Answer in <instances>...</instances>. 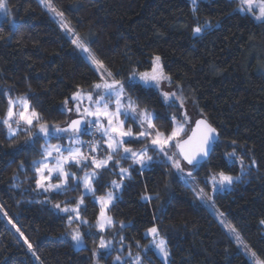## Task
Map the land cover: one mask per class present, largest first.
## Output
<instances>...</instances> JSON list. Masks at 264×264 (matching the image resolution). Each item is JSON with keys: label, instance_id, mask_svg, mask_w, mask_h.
I'll return each mask as SVG.
<instances>
[{"label": "trees", "instance_id": "trees-1", "mask_svg": "<svg viewBox=\"0 0 264 264\" xmlns=\"http://www.w3.org/2000/svg\"><path fill=\"white\" fill-rule=\"evenodd\" d=\"M54 3L92 53L125 83L133 70L151 71L154 57L161 58L172 80L170 87L182 91L193 122L203 117L217 129L218 140L194 172L195 180L204 186L210 171L219 170L240 177L214 195L215 207L264 260V22L238 11L237 0ZM7 7V14L0 10V117L6 113L9 96L27 97L43 122L63 127L77 118L73 94L91 91L99 78L38 0H7ZM206 22L212 27L194 35L193 28ZM128 94L155 113L157 128L170 131V117L179 112L156 89ZM37 131L34 127L31 137L23 132L9 137L7 128L0 125V264H130L129 259L112 262L113 257L124 258L129 252L143 264H164L148 248L144 233L152 227L167 241L168 264H249L190 187L152 151L153 163L143 170L130 160L120 161L131 178L123 181L108 210L114 227L97 231L99 209L92 195L85 196L80 206L81 217L92 227L79 221L69 226L68 217L74 214L55 205L75 207L82 187H77L76 180H69L66 192H43L37 187L33 162L42 158L45 142L43 134L36 136ZM81 137L84 143L90 138L84 132ZM59 140L53 136L49 143ZM127 146L138 150L147 144L131 140ZM233 150L237 158L230 161L226 154ZM238 158L244 161L243 171ZM67 168L77 178L91 170ZM109 168L100 170L97 196L110 191L113 180L119 181L114 174L119 167L110 164ZM121 222L125 227H120ZM77 225L84 239L79 246L70 235ZM100 237L111 241L110 253L99 251ZM94 250L101 255L94 256Z\"/></svg>", "mask_w": 264, "mask_h": 264}, {"label": "snow or ice", "instance_id": "snow-or-ice-1", "mask_svg": "<svg viewBox=\"0 0 264 264\" xmlns=\"http://www.w3.org/2000/svg\"><path fill=\"white\" fill-rule=\"evenodd\" d=\"M46 9L53 15V18L59 17L57 22L61 30L66 34L72 33L74 38L71 42L82 53H86V60L96 66V71L99 73L100 82L95 83L92 92H76L72 96L75 101L74 110L79 118L72 119L65 126L60 127L53 125L49 127L42 121L40 114L32 108L27 97H18L13 99L9 96L7 110L3 117H0V125L7 128L9 137H16L21 132L26 133L29 137L32 136V129H38L36 136L43 134L45 145L41 152L43 157L40 161H34V169L38 175L36 180L37 187L43 188L44 191L66 192L69 186V180H76L77 187L82 185L84 192L78 201L75 202V207H63L56 204L55 207L62 212L72 213L69 215L68 224L71 226L74 221H79L80 225L89 224L87 219L81 217V205L84 204V197L91 194L96 197L100 205L99 215L95 221L97 231L103 233L107 229L115 226V220L108 215V210L113 206V201L117 199L115 191L123 187V181L130 179L128 168L120 166V161L130 160L133 165H139L140 169L150 167L153 163V156L150 151L163 157L161 161L166 166H170L175 170L178 179L183 181L191 188L194 198L205 203L209 210L215 208L214 195L217 192L223 191L226 187H230L236 181L240 180L239 176H232L223 170L210 171L205 177L204 187H199L195 181L194 172L208 159L213 151L212 145L218 139L217 129L211 125L205 118H200L194 122L188 115L185 109V98L182 91H164L161 87L162 82L167 81L169 86L172 84L171 77L166 75L161 64V58L155 56L151 71L133 72L128 76L127 83L116 78V76L107 69L103 61L98 59L91 51L86 40L75 33L71 27V22L64 18V12L58 10L54 0H40ZM195 3V0H193ZM240 12H246L254 15L258 21L264 22V0H239ZM0 10L7 14V0H0ZM210 23L198 25L193 28V34H201L206 28H210ZM156 89L159 91L163 101L169 106L177 108L179 115L173 114L170 117V131L167 133L161 131L154 124L157 119L154 112L147 107H141L140 104L133 100L128 93L135 89ZM180 86L177 85L179 90ZM85 101L87 102L85 105ZM68 101H65V105ZM183 110V111H180ZM69 112L73 109H68ZM182 117V118H181ZM131 119L139 125V130L134 132L131 127H126L128 120ZM194 123V127L189 125ZM82 125L86 127L82 129ZM94 128L99 132L100 138L90 142L88 146V154L82 152L84 142L80 136L84 131ZM55 136L58 139H63L67 136L70 145H79V147H62L49 143V138ZM139 140L141 143H150L152 148L145 146L140 150H133L127 145L131 140ZM35 143V140L30 141ZM235 143V142H233ZM103 152L105 155H93V153ZM123 153V155H121ZM55 154V155H54ZM119 157V159H116ZM226 158L230 161L236 157V152L226 154ZM243 171L245 168L242 158H238ZM90 161V163H89ZM51 164V167L49 166ZM119 167V172L114 173L119 175V181L111 182L112 190L105 195L97 196L95 182L101 175L100 170H111ZM255 164V161H252ZM81 167L83 169L91 168L92 171H84L83 176L77 178L75 172H71L66 166ZM187 166V167H186ZM23 167V165H21ZM53 177L58 181L52 182ZM210 189V191H206ZM75 190V189H73ZM145 200H151V196L142 197ZM220 220V224L224 230L231 236L238 247H242L250 254L251 258L255 259V264H264V260L257 257V254L244 242L238 229L234 224L228 221L223 213L218 211L213 213ZM11 223V221H9ZM264 224V221H261ZM120 227L125 225L120 223ZM148 234L153 237V245L163 257L167 258L169 252L167 250V241L160 237L156 227L148 229ZM71 239L77 246L84 243L83 233L80 231L79 225L72 229ZM27 243V240L25 241ZM111 246V241H106L103 237L99 238L98 248L108 250ZM31 248V244H29ZM94 256H100L101 253L93 251ZM131 256V252H129ZM117 261L120 257H116ZM132 264H140V257L136 256Z\"/></svg>", "mask_w": 264, "mask_h": 264}, {"label": "rangeland", "instance_id": "rangeland-1", "mask_svg": "<svg viewBox=\"0 0 264 264\" xmlns=\"http://www.w3.org/2000/svg\"><path fill=\"white\" fill-rule=\"evenodd\" d=\"M192 3H193V0H190ZM197 0H195V2H196ZM238 2H239V0H237ZM38 2L40 3V0H38ZM40 5L42 6V8H43V10L49 15V17L55 22L56 20H58L59 19V17H56L55 19L53 18V15L46 9V7L43 5V4H41L40 3ZM240 6V5H239ZM243 13H246V12H243ZM250 14V13H249ZM250 15H252V17L254 18V15L253 14H250ZM254 20L256 21V22H261V21H258V20H256L255 18H254ZM57 25H58V27L60 28V26H59V24L57 23V22H55ZM60 30H61V28H60ZM62 31V33L71 41L73 38H74V36H73V34L72 33H68V34H66L65 33V31H63V30H61ZM72 43V42H71ZM73 44V43H72ZM73 46L76 48V46L73 44ZM80 53H81V55H82V57L85 59V57L87 56V54L86 53H82L78 48H76ZM86 60V59H85ZM87 61V63L89 64V66L94 70V72L96 73V75L98 76V78H99V73L95 70L96 69V66L95 65H92L91 63H90V61H88V60H86ZM99 82H100V80H99ZM161 87H162V89L164 90V91H169V92H171V91H173L172 90V88L169 86V84H168V82L167 81H164V82H162V85H161ZM93 91V88L91 89V91H88V92H92ZM158 91V90H157ZM159 92V91H158ZM84 93H87V92H84ZM75 101H74V105H75ZM86 101H85V105H86ZM186 108L187 109H189L188 107H187V105H186ZM185 108V109H186ZM188 112V111H187ZM74 117H77V118H79L78 116H77V114H76V112H75V110H74ZM189 116H190V118H191V120L193 121L195 118H194V116L192 115V113H190V114H188ZM86 127V126H85ZM126 127H131L132 129H133V131L134 132H136V131H138L139 130V125L137 124V123H134L131 119H129L128 120V122H127V124H126ZM84 133L86 134V135H88L90 138H89V140L87 141V142H85L84 144H83V147H82V152L85 154V155H87L88 154V146H89V144H90V142H93V141H95V140H98L99 138H100V134H99V132H96V130L94 129V128H91V129H88L87 131H84ZM80 139L83 141V139H82V137L80 136ZM134 140V139H133ZM84 142V141H83ZM50 144H53V145H59V146H62V147H65V148H67V147H79V145H70L69 144V141H68V139H67V136H65V138H63V139H61V140H59V141H57V142H54V143H50ZM44 145H45V142H44V144L42 145V150H43V147H44ZM147 147H149V149H151L152 148V145L150 144V143H147ZM86 148V149H85ZM144 148V147H143ZM142 149V148H141ZM138 150H140V149H138ZM149 154L150 155H152L151 154V151L149 152ZM55 155V154H54ZM93 155H100V156H103V155H105V153H103V152H99V153H93ZM121 155H123V153H121ZM153 156V155H152ZM160 156V155H159ZM154 157V156H153ZM161 158H163L162 156H160ZM43 159V157L40 159V160H42ZM39 160V161H40ZM50 167H51V164L49 165ZM67 167V166H66ZM187 167V166H186ZM90 171H92V169L90 170ZM37 177H38V175H37ZM53 178H55V177H53ZM196 181V180H195ZM52 182L53 183H56V182H58V181H53L52 180ZM197 182V181H196ZM198 183V182H197ZM198 185H199V187H204V186H202L201 184H199L198 183ZM232 186V185H231ZM230 186V187H231ZM81 187H82V185H81ZM230 187H226L224 190H227V189H229ZM40 190H42L43 192H46V191H44L43 190V188H39ZM191 189V188H190ZM111 190H112V188H111ZM223 190V191H224ZM82 191L84 192V189H83V187H82ZM206 191H210V189H207L206 188ZM47 192H57V191H47ZM119 192H120V189L119 190H117V191H115V195H116V197L118 196V194H119ZM192 192V191H191ZM220 192H222V191H220ZM218 193V192H217ZM192 194H193V192H192ZM89 195H91V194H89ZM194 196V195H193ZM200 204H202L207 210H208V212L211 214V216L214 218V220L218 223V225L224 230V228L222 227V225L220 224V220L217 218V216L216 215H214L213 213L214 212H216V211H218L217 210V208L215 207L212 211H210L209 210V208H208V206L205 204V203H202L200 200H198V199H196ZM94 201H95V203L97 204V206H98V209L100 210V205H99V203L97 202V200H96V197L94 198ZM114 202V201H113ZM219 212V211H218ZM99 215V214H98ZM222 218H225L224 216L222 217ZM224 232L227 234V236L229 237V239L233 242V244L236 246V248L238 249V251H239V253L240 254H242L243 256H244V258L249 262V264H255V259L254 258H251L250 257V254L249 253H247V251L245 250V249H243L242 247H238L237 246V244L234 242V240H233V238L231 237V236H229L228 235V233L224 230ZM144 235H145V237H147L148 239H149V244H148V248H150L153 252H154V254L157 256V258H159L164 264H168V261H169V255H168V257L167 258H165V257H163V255L159 252V250L158 249H156L155 248V246L153 245V243H152V241H153V237H152V235L151 234H148V230L147 231H145V233H144ZM112 248H113V245L111 244V246H110V248L108 249V250H104V249H99V251H104V252H106V254H108V253H110L111 252V250H112ZM120 248L121 247H119V251H120ZM168 250V249H167ZM117 256H119V255H117ZM117 256H115V257H113V259H112V262L113 263H123L125 260H127V259H129L130 260V264H132V261L134 260V258L135 257H129V255H126L124 258H122V257H120V260L119 261H117V259H116V257ZM140 264H143L142 263V260H141V258H140Z\"/></svg>", "mask_w": 264, "mask_h": 264}, {"label": "water", "instance_id": "water-1", "mask_svg": "<svg viewBox=\"0 0 264 264\" xmlns=\"http://www.w3.org/2000/svg\"><path fill=\"white\" fill-rule=\"evenodd\" d=\"M74 119H77V118H74ZM197 120H198V119H197ZM192 127H194V123H193ZM84 128H85V125H82V129H84ZM217 140H218V139H217ZM217 140H216V141H217ZM216 141H215V142H216ZM213 145H214V144H213ZM213 145H212V148H213Z\"/></svg>", "mask_w": 264, "mask_h": 264}]
</instances>
